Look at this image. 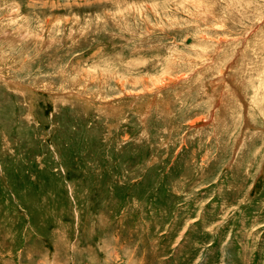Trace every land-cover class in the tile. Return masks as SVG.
Returning <instances> with one entry per match:
<instances>
[{
	"label": "rangeland",
	"instance_id": "obj_1",
	"mask_svg": "<svg viewBox=\"0 0 264 264\" xmlns=\"http://www.w3.org/2000/svg\"><path fill=\"white\" fill-rule=\"evenodd\" d=\"M0 264H264V0H0Z\"/></svg>",
	"mask_w": 264,
	"mask_h": 264
}]
</instances>
